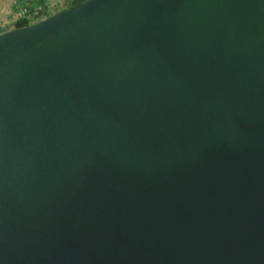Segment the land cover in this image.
<instances>
[{"label": "water", "instance_id": "1", "mask_svg": "<svg viewBox=\"0 0 264 264\" xmlns=\"http://www.w3.org/2000/svg\"><path fill=\"white\" fill-rule=\"evenodd\" d=\"M0 264H264V0L0 33Z\"/></svg>", "mask_w": 264, "mask_h": 264}, {"label": "rangeland", "instance_id": "2", "mask_svg": "<svg viewBox=\"0 0 264 264\" xmlns=\"http://www.w3.org/2000/svg\"><path fill=\"white\" fill-rule=\"evenodd\" d=\"M74 0H48L47 12L52 15L62 9H66ZM25 13L14 9V0H0V31L14 29L15 23L23 18ZM33 21L31 16L27 17ZM35 23V22H34Z\"/></svg>", "mask_w": 264, "mask_h": 264}, {"label": "trees", "instance_id": "3", "mask_svg": "<svg viewBox=\"0 0 264 264\" xmlns=\"http://www.w3.org/2000/svg\"><path fill=\"white\" fill-rule=\"evenodd\" d=\"M87 0H74L72 4L66 8H73L86 2ZM48 0H14V9L20 10L25 13L24 17L19 19L14 28H20L32 24L34 22L43 20L50 16L47 10ZM31 16L33 21H30L27 17Z\"/></svg>", "mask_w": 264, "mask_h": 264}, {"label": "crops", "instance_id": "4", "mask_svg": "<svg viewBox=\"0 0 264 264\" xmlns=\"http://www.w3.org/2000/svg\"><path fill=\"white\" fill-rule=\"evenodd\" d=\"M2 32H5V31H0V33H2Z\"/></svg>", "mask_w": 264, "mask_h": 264}]
</instances>
